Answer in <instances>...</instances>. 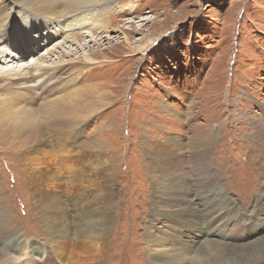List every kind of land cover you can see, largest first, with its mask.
Instances as JSON below:
<instances>
[{"label": "rangeland", "instance_id": "rangeland-1", "mask_svg": "<svg viewBox=\"0 0 264 264\" xmlns=\"http://www.w3.org/2000/svg\"><path fill=\"white\" fill-rule=\"evenodd\" d=\"M128 1L106 29L13 15L1 73L57 71L0 111V264H264V0Z\"/></svg>", "mask_w": 264, "mask_h": 264}, {"label": "bare ground", "instance_id": "bare-ground-1", "mask_svg": "<svg viewBox=\"0 0 264 264\" xmlns=\"http://www.w3.org/2000/svg\"><path fill=\"white\" fill-rule=\"evenodd\" d=\"M129 4L132 5L133 3L128 0H3V2L0 3V54L2 52L4 56L10 54L11 51L9 46L20 51V47L17 45V39L22 36L25 31L23 30L24 27L19 25L21 18L16 17V24H14L15 19H13V15L15 14L19 15L22 12H26V16L31 17V21L34 23L33 25L36 24L42 27L44 23L46 26H58L59 29L63 31H72L76 27L87 23H102L103 25L97 27L106 29L109 28L111 24L118 22L119 18H123L127 15L125 6ZM132 9L130 11H132ZM37 17L40 19H37ZM13 24L15 25V30L12 31ZM10 30L12 33L9 32ZM26 30L31 32L30 28ZM80 37L83 36L81 34H75L72 38L73 41L79 42L83 40ZM39 48L40 47L36 48L34 53L38 54ZM29 54L28 48H24L23 51L19 53L22 57L18 56V60L24 62L25 59H28ZM11 59L10 57L1 62L8 65ZM89 59L90 58H88V60ZM12 70L13 69H9L7 74L6 72L1 73L2 71L0 70V81L2 83L0 93L4 92V94H7L10 92V94H16H14L16 97L13 99H7L5 96L0 98V111L5 113L9 111L7 113L8 115H13L17 118H25L30 115V109H21L19 105L24 102V98L27 96L31 98L30 103L35 102L38 96L37 91H46L55 85L57 69L46 70L40 67V65H36L30 69V72L39 73L37 75L31 74L30 76H23L17 72L11 75L12 72H15ZM36 79L41 80L39 87L30 86ZM68 83H70V81H68ZM205 157H207V155ZM248 261L249 260H247V262Z\"/></svg>", "mask_w": 264, "mask_h": 264}]
</instances>
